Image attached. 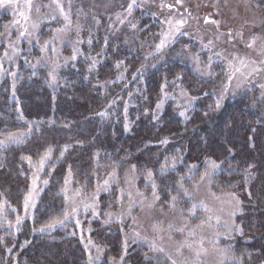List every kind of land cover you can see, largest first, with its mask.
<instances>
[{
    "label": "trees",
    "instance_id": "trees-1",
    "mask_svg": "<svg viewBox=\"0 0 264 264\" xmlns=\"http://www.w3.org/2000/svg\"><path fill=\"white\" fill-rule=\"evenodd\" d=\"M116 47L111 40L106 47L108 61L88 75L87 62L70 65L55 88L42 74L21 76L15 89L0 76V140L14 131L28 134L19 143L0 146V264H89L80 236L70 228L39 230L64 212L68 173L84 193L91 192L111 169L120 176L136 172L140 186L149 193L151 172L158 202L165 205L182 195L185 186H194L209 158L221 166L213 188L234 191L242 202L237 218L242 234L239 231L222 243L230 244L232 258L241 264H264V112L259 103L245 95L217 108L208 94L199 96L187 118L171 104L157 112L164 78L161 67L148 74L147 83L138 86L130 96L131 105L124 107L129 96L116 91L113 78L103 91L106 78L102 76L113 66L109 56L117 58L123 51ZM167 68L169 79L180 73L191 90L207 83L178 63ZM49 149L42 172L48 183L34 219L22 221L15 230L9 223L23 211L30 182L28 159ZM116 197V185L101 194V212L111 208ZM102 218L89 225L91 236L106 250L100 264H109L107 259L122 254L123 234L117 223ZM125 260V264L164 263L137 243Z\"/></svg>",
    "mask_w": 264,
    "mask_h": 264
},
{
    "label": "rangeland",
    "instance_id": "rangeland-1",
    "mask_svg": "<svg viewBox=\"0 0 264 264\" xmlns=\"http://www.w3.org/2000/svg\"><path fill=\"white\" fill-rule=\"evenodd\" d=\"M28 2L14 0L11 6L0 7V76L8 80L12 89L16 88L21 76L37 74H42L55 88L64 71L77 61L91 66L87 75L99 70L108 61L106 47L112 40L116 48H123V51L117 58L113 54L109 56L113 66L112 71L102 76L106 78L103 91L108 89L113 78L118 83L116 91L129 96L122 104L124 107L131 105L130 96L138 92L139 85L147 83L148 74L162 67L164 78L157 102H162V106L158 109L156 105L157 112L171 104L179 113H185L183 118H187L199 96L208 94L216 103L223 94L220 106L247 95L254 104L259 103L257 106L264 112V88L261 87L264 85V0H180L179 3L177 0H135V3L133 0H31V8ZM129 4L133 5L130 12ZM21 12L28 17L27 20L20 16ZM168 20L172 25L166 23ZM178 20L185 21L180 33L163 36L174 29ZM25 29L31 35L21 36ZM57 29L63 31L57 32ZM162 39L166 40L165 46L157 52L156 45ZM74 49L78 51L74 53ZM74 54L75 59H72ZM93 60L96 61L94 66ZM177 63L190 68L200 81H206L204 88L191 90L180 73L169 79L167 66ZM54 65H58L55 72L52 71ZM253 68L260 71L253 72ZM190 97L196 99L190 101ZM27 135L25 133L21 140ZM41 157L44 155L28 159L30 182L22 214L18 215L22 220L17 224V216L13 224L9 223L15 230L22 221L33 220L38 208L45 184L42 172L48 160L41 169ZM212 162L218 167L212 168ZM220 169V163L209 158L194 186H185L182 195L173 196L177 199L174 202L171 199L165 205H160L155 198L158 194L153 188L152 175L147 176L151 187L149 193L140 186L136 172L120 176L115 169L101 178L91 192L83 193L73 184V176L68 173L65 179L68 182L63 188L65 210L71 212L75 206L78 211L63 225L57 223L47 227L53 221L63 219L62 212L59 217L43 224V231L70 228L69 231L80 236L84 247L87 245L85 249L88 262L91 254V264L105 261V247L95 241L90 231L92 221L101 217L104 222L117 223L123 234L122 254L107 259L109 264H125V257L134 243L143 246L150 257L162 259L163 264H171L172 260L176 264H241L237 257L232 258L230 244L222 241L239 232L237 218L242 212V202L234 191L218 192L213 188V178ZM113 170L115 176L110 177ZM105 180H109L107 190H104ZM113 185L117 191L115 203L101 212L100 196ZM98 186L101 190L97 193ZM28 196L31 199L26 210L25 197ZM32 201L35 207L31 206ZM84 204L93 205L97 214L93 215L92 207L85 211ZM194 204L195 210L190 212ZM190 232L195 234L190 235ZM201 240L205 251L197 258L195 252L200 250ZM153 241L164 251H154L151 247ZM188 244L193 247L189 248Z\"/></svg>",
    "mask_w": 264,
    "mask_h": 264
},
{
    "label": "snow or ice",
    "instance_id": "snow-or-ice-1",
    "mask_svg": "<svg viewBox=\"0 0 264 264\" xmlns=\"http://www.w3.org/2000/svg\"><path fill=\"white\" fill-rule=\"evenodd\" d=\"M177 2L179 3L180 0H177ZM13 3H14V0H0V7H3L5 4L11 6ZM133 3H135V0H133ZM28 6H29V8H31V0H29V2H28ZM132 6H133L132 4H129V6H128V11H129V12L131 11ZM168 7H171V5H169ZM20 16L23 17L25 20L28 19V17L25 16L23 12L20 13ZM65 20H68V17H67V16H65ZM16 23H18V21H16ZM121 23H123V21H121ZM166 23H168L169 25H172V21H171V20L166 21ZM184 23H185L184 20H178V21H176V24H175L174 29L171 30V31H169V32L163 33V36H165V37H168V36H174L175 34L180 33V31H181V26H182ZM33 27L35 28V27H38V26H37V25H33ZM132 27L135 28V25H133ZM60 31H63V29H57V32H60ZM26 33H27L28 35H31V33H28V32H27V29H25L23 32H21L20 35H21V36H24ZM182 34H183V35H187L188 33H182ZM29 42H31V41H29ZM165 43H166V40H165V39H162L161 42H160L158 45H156V51H157V52L160 51V49H162V48L165 46ZM209 44H211V41H209ZM46 45H47V42H45V46H46ZM249 46L251 47V45H249ZM42 50H44V49L42 48ZM52 50L55 51L54 48H53ZM77 51H78V49H74V53L77 52ZM72 59H75V54L73 55ZM210 59H211V58H210ZM38 62H39V61H38ZM95 63H96V61L93 60V65H92V66H94ZM241 63H243V61H241ZM56 67H58V65H54V66H53V70H52L53 72H55V68H56ZM90 67H91V66H90ZM138 71H139V70H138ZM237 71H239V69H237ZM252 71H253V72H257V71H260V69H259V68H253ZM13 75H15V74H13ZM249 75H251V73H249ZM54 79H55V76L53 75V80H54ZM229 79H231V77H230ZM261 87L264 88V85H261ZM182 95H186V93H182ZM195 99H196V97H190V98H189L190 101L195 100ZM222 99H223V94H221V97H220V100H222ZM220 100H218L217 103H216V107H217V108L220 107ZM161 106H162V102L157 103V108H158V109H159ZM180 114H181V115H185V113H183V112H181ZM100 115H105V113H100ZM30 130H31V129H29V131H30ZM24 135H25V133H23V132H19V133H9L5 140H0V146H2V145H4V144L8 143L9 141H11V142H15V143H19V142H21V138H22ZM163 142L166 143L167 141H163ZM50 154H51V149H49L48 152L45 153L44 157H41V159H40V168H41V169L43 168L44 163H45V160H46L47 158H49ZM61 156H63V152H61ZM29 159H30V158H29ZM217 167H218V165H217L215 162H212V168H217ZM162 170H163V169H162ZM205 175H207V173H206ZM109 176H110V177H114V176H115V170H113L112 173H109ZM149 177H151V172H149ZM201 179H204V176H201ZM67 182H68V181L66 180L65 183H67ZM33 183L35 184V180L33 181ZM44 183L47 184L48 181L45 180ZM108 185H109V180H105V181H104V190H107V186H108ZM153 188L155 189V185H153ZM100 190H101V189H100V186H98V187H97V193H98ZM185 191H186V190H185ZM78 194H79V193H78ZM94 195H95V194H94ZM130 195H131V194H129V196H130ZM153 195H154V197H155V192L153 193ZM155 198L158 199V197H155ZM30 199H31V196L25 197V209H26V210H27V208H28V206H29V201H30ZM176 199H177L176 197H172L173 202H174ZM31 206H32V207H35V202H34V201H32V205H31ZM174 206H175V205L173 204V207H174ZM89 207H92L93 215H96L97 213H96V211H95V207H94L93 205L84 204V210H85V211H87V210L89 209ZM195 207H196V205L194 204V205H193V208H192L191 210H189V211H190V212H191V211H194V210H195ZM206 210H207V209H206ZM77 211H78V208L75 207V206L72 207L71 212H69L68 210H64V212H63V219L55 220V221H53L51 224L47 225V227L51 228V227H53V226H54L55 224H57V223L63 225V224L65 223V221H67V220L70 218V216L75 215V214L77 213ZM110 215H111V214H109V216H110ZM209 219H211V217H209ZM21 220H22V217H19V216H18V217H17V224H19V223L21 222ZM76 223H77V225H79L80 221L77 220ZM105 223H108V221H105ZM40 230L43 231V226H42V228H41ZM237 230L240 231L241 234H242V229H237ZM189 234H190V235H194L195 233H194V232H190ZM136 235L138 236L139 234L137 233ZM89 243H91V240H89ZM199 244H200V250H197V251L195 252V255H196L197 258L200 257L202 251H205V250L203 249V241H202V240L199 242ZM187 246H188L189 248H192V247H193L192 244H188ZM85 247H87V245H86ZM125 247H126V245H125ZM151 247H152V249H153L154 251H160V252H163V251H164L163 248H157L156 245H155V242H154V241L151 243ZM97 251L99 252V251H101V249H97ZM97 259H98V257H97ZM121 259H123V258H121ZM169 259H171V257H169ZM91 261H92V257H91V254H90V255H89V264H91ZM171 264H176V261H175V260H172Z\"/></svg>",
    "mask_w": 264,
    "mask_h": 264
}]
</instances>
